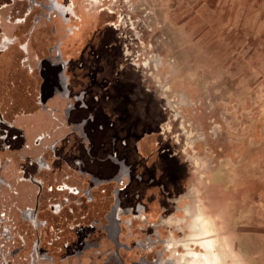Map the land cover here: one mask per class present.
<instances>
[{
	"label": "flooded vegetation",
	"instance_id": "af4514ba",
	"mask_svg": "<svg viewBox=\"0 0 264 264\" xmlns=\"http://www.w3.org/2000/svg\"><path fill=\"white\" fill-rule=\"evenodd\" d=\"M96 1L0 0V264H223L107 103Z\"/></svg>",
	"mask_w": 264,
	"mask_h": 264
},
{
	"label": "rangeland",
	"instance_id": "374dc122",
	"mask_svg": "<svg viewBox=\"0 0 264 264\" xmlns=\"http://www.w3.org/2000/svg\"><path fill=\"white\" fill-rule=\"evenodd\" d=\"M94 3L91 17L94 6L110 12L99 16L102 73L118 93L107 103L121 110L172 204L209 218L223 264H264V0ZM245 184L249 231L234 219Z\"/></svg>",
	"mask_w": 264,
	"mask_h": 264
},
{
	"label": "crops",
	"instance_id": "0c3cea01",
	"mask_svg": "<svg viewBox=\"0 0 264 264\" xmlns=\"http://www.w3.org/2000/svg\"><path fill=\"white\" fill-rule=\"evenodd\" d=\"M261 167V166H260ZM261 171H262V175L264 176V166L263 167H261V169H260ZM260 171V172H261ZM251 192H252V188H251V186L249 185V184H245V186H244V188H243V198H244V200H242L241 201V206H239L240 208H239V211L237 212V213H239L240 212V210H241V212H242V217H239L238 215L237 216H234V219L236 220V219H241V220H243V226L245 227V229L247 230V231H249L248 229V227L250 226V223H249V221H248V223H244L245 222V220H246V218H248V216H249V219H250V211H251V201H250V198H251ZM259 194H260V202H259V207H260V210H261V221H260V223L259 224H261L260 226H262V228L263 229H261V231H262V233L264 232V185H261L260 187H259ZM233 203V202H232ZM234 203H235V201H234ZM230 207V206H229ZM236 207H238V206H234L233 205V207H232V209L234 210V213H235V209H236ZM247 222V221H246ZM242 226V227H243ZM247 233V232H246ZM264 234V233H263ZM248 237H250V235H248Z\"/></svg>",
	"mask_w": 264,
	"mask_h": 264
}]
</instances>
